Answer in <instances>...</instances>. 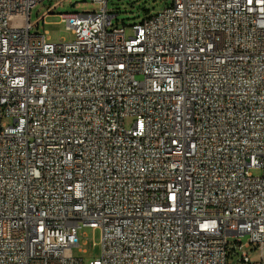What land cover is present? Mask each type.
<instances>
[{
    "label": "built area",
    "instance_id": "1",
    "mask_svg": "<svg viewBox=\"0 0 264 264\" xmlns=\"http://www.w3.org/2000/svg\"><path fill=\"white\" fill-rule=\"evenodd\" d=\"M44 1L0 0V264H83L82 228L89 264H264V0H173L131 37L90 0L57 43Z\"/></svg>",
    "mask_w": 264,
    "mask_h": 264
},
{
    "label": "rangeland",
    "instance_id": "2",
    "mask_svg": "<svg viewBox=\"0 0 264 264\" xmlns=\"http://www.w3.org/2000/svg\"><path fill=\"white\" fill-rule=\"evenodd\" d=\"M52 0L38 3L31 11L30 21L34 25L33 34L49 33L52 43L61 40L67 42L73 40V36L66 30V24L61 22L60 15L63 14H83L93 13L99 9V4L90 0ZM173 0H108V10L110 13L117 15L114 19V25L117 27H126V36L133 35L131 27L149 17L155 16L165 8L170 7ZM49 14L43 21V17ZM45 23V24H44ZM37 26V27H36ZM140 79V77L138 76ZM11 123V121H8ZM134 124L133 118L125 121V127L131 129ZM255 176L261 174L260 171H253ZM79 247L74 248L72 255L76 259L82 260L83 264H89L98 261L101 258L100 231L90 228H82L78 232ZM248 236L242 238V242H248ZM230 241H234L231 239ZM251 262L259 261V254L252 245L243 248ZM237 260V259H236Z\"/></svg>",
    "mask_w": 264,
    "mask_h": 264
},
{
    "label": "water",
    "instance_id": "3",
    "mask_svg": "<svg viewBox=\"0 0 264 264\" xmlns=\"http://www.w3.org/2000/svg\"><path fill=\"white\" fill-rule=\"evenodd\" d=\"M82 2H85V0H83Z\"/></svg>",
    "mask_w": 264,
    "mask_h": 264
}]
</instances>
